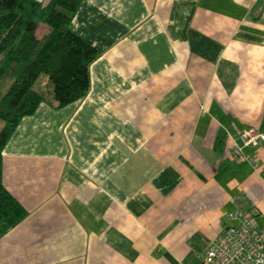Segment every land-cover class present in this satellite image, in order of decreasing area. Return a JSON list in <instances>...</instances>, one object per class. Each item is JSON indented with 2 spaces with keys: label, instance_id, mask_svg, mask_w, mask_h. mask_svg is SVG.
<instances>
[{
  "label": "crops",
  "instance_id": "crops-1",
  "mask_svg": "<svg viewBox=\"0 0 264 264\" xmlns=\"http://www.w3.org/2000/svg\"><path fill=\"white\" fill-rule=\"evenodd\" d=\"M69 27L99 54L2 149L26 215L0 264H201L225 213L264 228V142L257 167L232 155L235 128L264 133V0H80Z\"/></svg>",
  "mask_w": 264,
  "mask_h": 264
},
{
  "label": "trees",
  "instance_id": "trees-1",
  "mask_svg": "<svg viewBox=\"0 0 264 264\" xmlns=\"http://www.w3.org/2000/svg\"><path fill=\"white\" fill-rule=\"evenodd\" d=\"M80 0H0V236L25 215L2 183V149L20 119L44 102L61 107L86 95L98 50L69 24ZM48 30L40 37L37 26ZM44 87L35 89L40 74ZM222 135L217 146L222 143Z\"/></svg>",
  "mask_w": 264,
  "mask_h": 264
},
{
  "label": "built area",
  "instance_id": "built-area-1",
  "mask_svg": "<svg viewBox=\"0 0 264 264\" xmlns=\"http://www.w3.org/2000/svg\"><path fill=\"white\" fill-rule=\"evenodd\" d=\"M234 134L240 144L233 142L232 155L257 167L256 156L243 148L264 142V133L250 126L235 128ZM256 212L252 209L245 214L237 211L225 213L223 222L230 221V224L210 239L201 264H264V228L256 226L253 218Z\"/></svg>",
  "mask_w": 264,
  "mask_h": 264
},
{
  "label": "rangeland",
  "instance_id": "rangeland-1",
  "mask_svg": "<svg viewBox=\"0 0 264 264\" xmlns=\"http://www.w3.org/2000/svg\"><path fill=\"white\" fill-rule=\"evenodd\" d=\"M45 30H46V26L43 23H39L38 26H37V30H36L37 31V35L43 34V31H45ZM3 81L4 80H2L0 82L1 85H2ZM46 83H49L48 82V78H47V74L42 73V74L39 75V77L35 81L33 87L35 89L40 88V87H44V86L47 85Z\"/></svg>",
  "mask_w": 264,
  "mask_h": 264
}]
</instances>
